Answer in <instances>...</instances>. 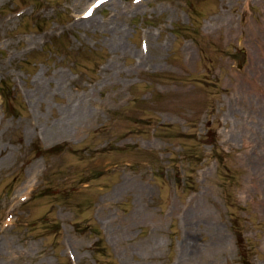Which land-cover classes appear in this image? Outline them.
Here are the masks:
<instances>
[{
  "label": "rangeland",
  "instance_id": "1",
  "mask_svg": "<svg viewBox=\"0 0 264 264\" xmlns=\"http://www.w3.org/2000/svg\"><path fill=\"white\" fill-rule=\"evenodd\" d=\"M91 3L0 0V264H264V0Z\"/></svg>",
  "mask_w": 264,
  "mask_h": 264
},
{
  "label": "bare ground",
  "instance_id": "2",
  "mask_svg": "<svg viewBox=\"0 0 264 264\" xmlns=\"http://www.w3.org/2000/svg\"><path fill=\"white\" fill-rule=\"evenodd\" d=\"M110 1V0H108ZM112 1H115V0H112ZM82 21H85V23H87L89 26H94L95 25V22L94 20H92V18H88V19H85V20H82ZM149 51H150V48H149ZM149 60V59H148ZM147 58L144 59V63H147L148 62ZM55 77L57 79H59V83L61 84V82L63 81V78H64V74L63 73H55L54 74ZM36 90H34L33 92V95H32V98L34 99H38L39 101H41L45 95H46V91L45 90H42L40 89L39 87H36L35 88ZM76 99H74L75 101ZM81 103L78 102L76 104H71V103H64L63 105H61V110L60 112H65L66 115L64 116L66 119H68L67 121H69V123H72L73 120L75 119V116L81 112ZM57 123H63V121L61 119L58 120ZM11 156L8 155V148L6 145H0V166L3 165L4 162L8 161V159L10 158ZM13 167V166H12ZM17 167H22V163H19L17 165ZM30 187V184L27 182L26 185H24L23 188H29ZM27 190V189H26ZM22 196H26L24 193H20V194H17V196H11L9 198H7L6 200H4L5 204L8 205V210L5 211L4 215H3V218H5V220L7 221H10L9 220V217L14 215V214H17V210H16V204H13L12 202L14 201V199L17 197H22ZM194 250H192L190 253H186V255H192Z\"/></svg>",
  "mask_w": 264,
  "mask_h": 264
}]
</instances>
